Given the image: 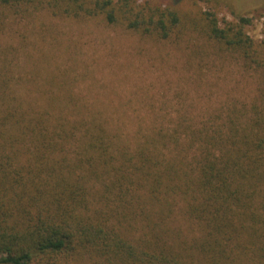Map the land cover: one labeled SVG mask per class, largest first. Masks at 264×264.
I'll list each match as a JSON object with an SVG mask.
<instances>
[{"label": "trees", "instance_id": "1", "mask_svg": "<svg viewBox=\"0 0 264 264\" xmlns=\"http://www.w3.org/2000/svg\"><path fill=\"white\" fill-rule=\"evenodd\" d=\"M43 7L159 40L196 42L199 31L264 77V24L255 39L245 12L221 19L214 5L191 29L166 0H0V33ZM1 52L0 264H264V85L220 122L155 126L132 146L101 113L18 95ZM177 198L189 234L170 225Z\"/></svg>", "mask_w": 264, "mask_h": 264}, {"label": "rangeland", "instance_id": "2", "mask_svg": "<svg viewBox=\"0 0 264 264\" xmlns=\"http://www.w3.org/2000/svg\"><path fill=\"white\" fill-rule=\"evenodd\" d=\"M166 1L187 28L200 26L198 15L215 5L221 19L245 12L253 19L249 34L263 36L264 0ZM19 17H9L0 33L1 56L9 55L18 95L40 102L54 97L68 115L101 113L132 146L155 126L220 122L227 104L253 100L264 85L260 73L214 51L199 31L191 33L196 42L159 40L99 16L58 15L46 7ZM210 53L217 61L206 65L201 56ZM174 204L170 225L191 233L185 201Z\"/></svg>", "mask_w": 264, "mask_h": 264}]
</instances>
